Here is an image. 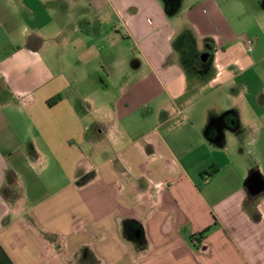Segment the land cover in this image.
Here are the masks:
<instances>
[{"label":"crops","instance_id":"1","mask_svg":"<svg viewBox=\"0 0 264 264\" xmlns=\"http://www.w3.org/2000/svg\"><path fill=\"white\" fill-rule=\"evenodd\" d=\"M167 2L0 0V264H264L258 63L216 0ZM108 13L132 70L105 69Z\"/></svg>","mask_w":264,"mask_h":264},{"label":"rangeland","instance_id":"2","mask_svg":"<svg viewBox=\"0 0 264 264\" xmlns=\"http://www.w3.org/2000/svg\"><path fill=\"white\" fill-rule=\"evenodd\" d=\"M216 1L218 2L222 10L221 13L224 16V19L232 27L234 38L237 37L233 40V43L230 46V55H236L238 57L240 56L243 59L251 58L253 61L255 60V62L258 63L257 65H251V63L246 62L245 66H253L255 68L252 70L253 72L251 71L250 76H246L243 79L238 80L239 82L235 84H240L243 82L246 85L255 86L256 88L264 87V0ZM182 2L183 0H168L166 5L180 8V6L183 5ZM205 10L207 11L206 8ZM181 19H184V17L181 16ZM106 20L107 36L105 38V41L101 44V48L102 50H104V56L102 57V60L105 65V69L109 72L111 70L115 71V69L123 71L132 70L133 67L139 64V59L137 58V56H135L134 53L135 46L133 45L131 40L126 37V34L123 29L119 28L120 33L118 35H115L112 31H110L109 26L112 25L114 22V18L112 15L110 16V13H108ZM178 22L179 21L176 22V29L180 27L178 26ZM181 27H185L184 35L180 38L177 37L178 39L176 38L175 46L180 49L179 46L181 42L184 43L183 48L185 49V53L188 52V55H190V52H194V48H196V40L198 41V37L195 31H193L194 29L191 28L187 22H184ZM47 30L51 32V28H48ZM111 59H115V64L113 66L110 65ZM258 71H260V73ZM119 81L122 85V91L125 90V88H127L128 86V84L126 83V79H119ZM123 92L124 95H126V92ZM152 94L153 100H155V98L159 100L166 99L165 96H162V92L158 93L155 90ZM260 96L261 98H264V92L261 93ZM246 98L250 99L249 96H247ZM150 102L151 100L149 99L148 103ZM156 103L157 102L154 101L152 102V104H146V106L152 108V106ZM151 116L153 115L151 114ZM156 118L157 116H153L149 120H155ZM144 128V125L140 126L139 131H142ZM182 136H185L184 132L182 133ZM173 138V141H170V143L172 144L175 150L179 151V134L177 135V133H175V136ZM198 157L199 159L201 158L199 154Z\"/></svg>","mask_w":264,"mask_h":264},{"label":"trees","instance_id":"3","mask_svg":"<svg viewBox=\"0 0 264 264\" xmlns=\"http://www.w3.org/2000/svg\"><path fill=\"white\" fill-rule=\"evenodd\" d=\"M89 27H90V25H89L87 22H82V23H80V28H82V30H83L84 28H89ZM85 30H86V29H85ZM85 30H84V31H85ZM57 99H58V97L49 100V101H48V104H49L50 106L53 105V104H55L56 101H57ZM217 170H218V169H217L215 166H212V167H210L207 171L203 172V173L201 174V176L204 177V178L211 177V176H213V175L217 172ZM209 232H210V228H206L205 230L201 231V232L198 233L197 235L192 236L191 239H192V240H195V241L197 242V244H198V243H200V242L206 237V235H207Z\"/></svg>","mask_w":264,"mask_h":264},{"label":"water","instance_id":"4","mask_svg":"<svg viewBox=\"0 0 264 264\" xmlns=\"http://www.w3.org/2000/svg\"><path fill=\"white\" fill-rule=\"evenodd\" d=\"M249 183H250V190L252 192L256 193V192H259L263 189V182L258 177H252L249 180Z\"/></svg>","mask_w":264,"mask_h":264},{"label":"flooded vegetation","instance_id":"5","mask_svg":"<svg viewBox=\"0 0 264 264\" xmlns=\"http://www.w3.org/2000/svg\"><path fill=\"white\" fill-rule=\"evenodd\" d=\"M203 55H205V57H207V62H208V60H210V58H209V57H210V56H209L210 54H209V53L207 54V52H206V53H204Z\"/></svg>","mask_w":264,"mask_h":264},{"label":"built area","instance_id":"6","mask_svg":"<svg viewBox=\"0 0 264 264\" xmlns=\"http://www.w3.org/2000/svg\"><path fill=\"white\" fill-rule=\"evenodd\" d=\"M249 50H251V49H249Z\"/></svg>","mask_w":264,"mask_h":264}]
</instances>
